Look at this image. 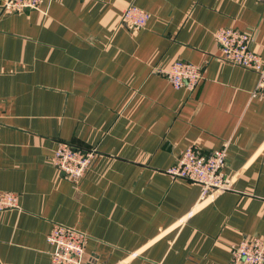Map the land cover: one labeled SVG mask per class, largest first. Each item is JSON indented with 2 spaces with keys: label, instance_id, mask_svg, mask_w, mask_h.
Masks as SVG:
<instances>
[{
  "label": "crops",
  "instance_id": "0c3cea01",
  "mask_svg": "<svg viewBox=\"0 0 264 264\" xmlns=\"http://www.w3.org/2000/svg\"><path fill=\"white\" fill-rule=\"evenodd\" d=\"M3 1L0 190L20 209L0 211V264H49L54 222L89 236L82 264H229L233 243L264 238V100L215 38L247 32L264 60V0ZM130 3L149 13L135 32L118 23ZM179 59L204 66L194 89L161 71ZM61 140L96 150L77 187L51 160ZM224 142L229 190L201 199L166 173Z\"/></svg>",
  "mask_w": 264,
  "mask_h": 264
},
{
  "label": "built area",
  "instance_id": "2783aa9c",
  "mask_svg": "<svg viewBox=\"0 0 264 264\" xmlns=\"http://www.w3.org/2000/svg\"><path fill=\"white\" fill-rule=\"evenodd\" d=\"M42 0H4L2 12L38 10ZM149 13L130 3L119 18V25L131 32L140 29L147 22ZM215 38L223 61L253 70L257 81L250 96L264 100V60L251 48L252 37L247 32L233 27H221ZM175 87H194L203 79L204 66L184 60H176L161 70ZM228 142L208 153L196 145H188L178 156L175 164L166 169L171 178H181L198 184L201 199L213 197L230 189L229 179L224 173ZM96 155L94 148H83L66 141H58L51 156L58 170L77 187L88 172ZM20 209L19 196L12 191L0 190V211ZM89 236L63 223L54 222L46 240L51 246L49 264H82L85 246ZM134 255V253H133ZM143 264H160L145 261ZM229 264H264V238L243 237L231 245Z\"/></svg>",
  "mask_w": 264,
  "mask_h": 264
}]
</instances>
